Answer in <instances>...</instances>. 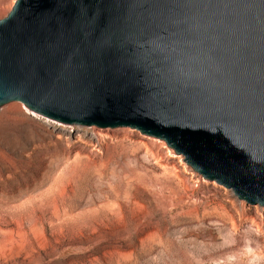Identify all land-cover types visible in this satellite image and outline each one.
I'll use <instances>...</instances> for the list:
<instances>
[{
    "label": "water",
    "instance_id": "obj_1",
    "mask_svg": "<svg viewBox=\"0 0 264 264\" xmlns=\"http://www.w3.org/2000/svg\"><path fill=\"white\" fill-rule=\"evenodd\" d=\"M130 127L264 207V0H14L0 106Z\"/></svg>",
    "mask_w": 264,
    "mask_h": 264
},
{
    "label": "rangeland",
    "instance_id": "obj_2",
    "mask_svg": "<svg viewBox=\"0 0 264 264\" xmlns=\"http://www.w3.org/2000/svg\"><path fill=\"white\" fill-rule=\"evenodd\" d=\"M25 107L0 106V264H264V207L181 173L163 139Z\"/></svg>",
    "mask_w": 264,
    "mask_h": 264
},
{
    "label": "bare ground",
    "instance_id": "obj_3",
    "mask_svg": "<svg viewBox=\"0 0 264 264\" xmlns=\"http://www.w3.org/2000/svg\"><path fill=\"white\" fill-rule=\"evenodd\" d=\"M25 108H26V110H27L28 112H30L31 114H34V115H36V116H38V117L41 116V114L32 111V110L29 109L28 107H25ZM20 113L23 114L25 117L31 118V119H33V120L36 119V118H34V117H32V116L26 115L23 111H21ZM44 118H45L47 121L52 120L51 118H48V117H46V116H44ZM62 124L66 125V126H69V125H70L69 123H62ZM75 126H76V128H77V130H76L77 132H81L82 129L84 128V127H81L80 124H76ZM91 132H92L91 134H95V130H94L93 127H91ZM66 133L69 134V131H67ZM81 135H84V131L81 132ZM182 167H184L183 164H182ZM190 171H191V167L183 168L182 170H180V172L183 173V174H184L185 172H190ZM232 204H233V208L241 209V207H240V203L232 202ZM256 229H259V226H256ZM245 250H246L247 253H251V254H252V257H251L252 259L258 257V254L255 253V252L253 251V248H252L251 246L247 245L246 248H245Z\"/></svg>",
    "mask_w": 264,
    "mask_h": 264
},
{
    "label": "trees",
    "instance_id": "obj_4",
    "mask_svg": "<svg viewBox=\"0 0 264 264\" xmlns=\"http://www.w3.org/2000/svg\"><path fill=\"white\" fill-rule=\"evenodd\" d=\"M93 250H94V251H92V252H94L95 254H96V251H97V253H98V247L94 248Z\"/></svg>",
    "mask_w": 264,
    "mask_h": 264
}]
</instances>
